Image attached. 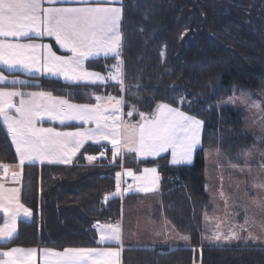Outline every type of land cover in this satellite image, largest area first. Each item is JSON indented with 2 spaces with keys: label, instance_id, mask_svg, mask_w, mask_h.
I'll list each match as a JSON object with an SVG mask.
<instances>
[{
  "label": "trees",
  "instance_id": "obj_1",
  "mask_svg": "<svg viewBox=\"0 0 264 264\" xmlns=\"http://www.w3.org/2000/svg\"><path fill=\"white\" fill-rule=\"evenodd\" d=\"M122 6L125 83L137 95L121 92L117 83L106 87L42 78L37 87L74 102H94L93 90L112 88L145 113L160 101L180 107L204 121L194 163L173 165L169 155L141 160L133 153L113 162L100 156L103 144L94 143H88L70 164L26 163L22 195L34 217L21 220L16 238L0 245L58 249L98 245L97 223L120 219L123 211L122 199L109 197L116 190V173L124 166L153 165L161 174L154 215L160 222L164 218L180 239L189 236L190 246L184 240L179 246H170L169 241L128 245L123 264H264V247L202 243L211 209L207 150L218 149L225 159L242 165L249 161L247 152L258 147L251 162L264 164V136L258 138L247 128L243 109L221 104L244 90L264 96V0H123ZM114 62L108 57L89 65L109 72ZM181 95L184 103L179 102ZM88 156L97 159L90 163ZM17 161L11 137L0 122V162Z\"/></svg>",
  "mask_w": 264,
  "mask_h": 264
},
{
  "label": "snow or ice",
  "instance_id": "obj_2",
  "mask_svg": "<svg viewBox=\"0 0 264 264\" xmlns=\"http://www.w3.org/2000/svg\"><path fill=\"white\" fill-rule=\"evenodd\" d=\"M116 5H122V0H0V122L11 137L21 168L26 163L36 162L70 164L88 141H109L113 162L125 152L146 159L170 151L171 164L192 163L193 153L202 143L204 121L171 103L155 102L153 97L156 107L145 113L122 96L94 95L96 103L77 104L64 97H55L51 92H24L6 86L31 83L16 73L28 76L51 74L73 83L93 85L113 80L121 92L137 95L125 83L121 59L123 8ZM44 37H54L60 48L70 54L57 55L51 45L37 42ZM100 56L116 60L109 66L107 76L89 71L85 66L86 61ZM5 70L13 74L11 79L4 74ZM135 87L139 88V85ZM17 97L18 101L14 99ZM179 102H185L182 95ZM126 104L130 110L125 113ZM134 114L141 118L135 124L123 119L125 115L132 117ZM45 118L59 121L61 125L79 121L82 125L94 124L95 127H80L75 131L38 127ZM87 159L91 163L97 157L88 156ZM0 168L7 174L9 165L0 164ZM124 174L132 177L134 184L122 189V173L117 172L116 190L110 196L153 191L160 179L156 167H145L139 175L128 168ZM11 175L13 181H20V173ZM253 187L264 188V183H254ZM20 194L19 187L6 188L0 183V212L4 214L0 243H10L16 238L18 218L32 215V210L20 202ZM96 227L100 232L98 244L116 243L123 247L119 223L100 225L98 222ZM243 232H247V236H243ZM182 239L190 246L189 236ZM241 240L246 247H264V240L244 225L238 229L230 228L227 235L216 230L202 237V243L207 241L210 247ZM38 252L43 264H116L113 258L120 255L119 250L113 248H64L59 251L12 247L0 250V264H36Z\"/></svg>",
  "mask_w": 264,
  "mask_h": 264
},
{
  "label": "rangeland",
  "instance_id": "obj_3",
  "mask_svg": "<svg viewBox=\"0 0 264 264\" xmlns=\"http://www.w3.org/2000/svg\"><path fill=\"white\" fill-rule=\"evenodd\" d=\"M229 98H232V100L230 101ZM14 99L19 100L18 97ZM221 104H230L243 109L246 114L247 128L258 138L264 136V96L255 97L250 91L244 90L232 94L224 99ZM89 127L92 126L88 125L86 128ZM258 151V147L249 150L247 152L249 161L240 165L225 159L218 149L209 148L207 150L206 189L210 195L211 209L206 214L204 235H210L212 231L216 230H219L222 235H227L230 228L238 229L244 225L253 235L259 236L264 240V188L253 187L254 183H264V167L261 166L262 163L254 165L251 162ZM17 163V168L11 169L6 176L1 175L0 172V183H3L6 188L19 187L21 189L20 202L25 207L30 208L23 201L22 177L19 182L12 179L11 174L13 172L21 174L22 168L19 165V157ZM258 177L259 179H257ZM225 199H227V205L225 204ZM146 211L148 209L141 213L144 214L143 217L141 216L142 219L140 218L141 214L137 215V224H135V219H129V225L126 224L127 227L124 228L126 237L135 239L134 241L170 242L176 236H179L176 230L172 231L171 228H166L163 220L161 222L155 220L152 218V213L147 214ZM32 215L18 218L17 232L19 231L20 219L31 218L33 217ZM0 216H2L0 220V226H2L4 223L3 212H0ZM217 225H219V229H217ZM242 235L247 236V232H243ZM204 242L205 244L207 243V241ZM234 243L244 244L242 240L233 241L231 244Z\"/></svg>",
  "mask_w": 264,
  "mask_h": 264
},
{
  "label": "crops",
  "instance_id": "obj_4",
  "mask_svg": "<svg viewBox=\"0 0 264 264\" xmlns=\"http://www.w3.org/2000/svg\"><path fill=\"white\" fill-rule=\"evenodd\" d=\"M116 6H120V7L123 8L122 5H116ZM122 18H123V13H122ZM37 42L38 43H44V44L51 45L52 51L56 52L57 55L70 54V53H66V51L64 49L60 48L59 44L56 43L54 37H44L42 40H38ZM103 58H105V57L100 56V57H96V58H91V59H89L88 61L85 62V66L87 67V69L89 71L99 72V73H101V75L107 76L108 75V72L102 71L101 69H98V68L91 67L89 65V61L100 60V59H103ZM4 74L6 76H9V79H11L12 78V75H13V74L8 73L6 70H5ZM15 75H18L21 79H27V80L31 81V83L29 85H27V86H22V85H15V86H13V85H10L9 84V85H6L7 87H16V88H18V89H20V90H22L24 92H29V91H46V92H51L53 94V96H55V97H64L66 99H69L64 94L56 93V92H54L52 90H48V89H43V88L37 87V85L40 84L42 78L58 79L60 81L66 82V83H73L71 81L65 80L62 76H53L51 74H46V75H42V76L41 75L28 76V75H26L24 73H16ZM107 83L106 84H99L98 83V84H95V85H99V86L100 85H105L107 87ZM73 84H75V83H73ZM77 84H87V83H77ZM88 85L95 86L93 84H88ZM94 95H100L102 97H106V96H108L110 94H108L107 91L95 92L93 90L92 91V97H93V99H94ZM112 96L121 97V96H118V95H115V94H113ZM70 101L72 103H77V104L96 103L95 99H94V102H74L72 100H70ZM102 102H105V101H102ZM123 111L126 113L129 110H126L125 109V106H124ZM182 111H184V110H182ZM190 115H192V114H190ZM123 119L126 121L127 116L125 115L123 117ZM140 119L141 118H140L139 115L134 116V118H133L134 123H132V124H135L137 121H140ZM69 125H74V126H69ZM88 125H91L92 127L95 126L94 124L82 125V123L79 122V121H71V122H67L66 125H61L59 123V121H50L47 118H45V120L42 123L38 124L37 126L38 127H44V128L51 127V128H55L57 131H75L77 128H80V127L86 128ZM203 129H204V126L202 127V130H201V141H202V136H203ZM88 143H94V142L88 141V142L85 143L84 147ZM94 144H103L105 146H108L109 149H108V152L106 153V155L112 158V145H111V143L109 141H101L100 143H94ZM201 145H202V143H201ZM201 145L198 146L197 149L194 151V153H193V161H192L191 164L194 163L196 151L201 147ZM14 148H15V146H14ZM83 148H81L80 151ZM126 153L127 152H125L122 157H117V158H123ZM77 154L72 158V161L77 156ZM133 154H135V153H133ZM164 155H169L170 160H171V152L170 151L169 152H166V153H162L159 157L164 156ZM159 157H148L146 159H144V158H138V157L137 158L138 159H141V160H150V159H156V158H159ZM36 163H39V162H36ZM45 163H47V162H45ZM0 164H7V165H9L8 172H10L11 169L17 168L16 166H18V163L11 164V163L0 162ZM39 164H41V163H39ZM191 164H180V165H191ZM145 167L151 168V167H156V166H153V165H143V166H141L139 168L126 167V166L122 167V169L119 171L120 173H122V177H121V179H122L121 188L122 189L123 188H126L128 184H134V181H133L132 177L127 176V175L124 174V170L125 169L131 168L135 174L139 175L143 171V169ZM156 168H157V172H158V175H159L160 179H159L158 185L156 186L155 190L149 191V192L131 191V192H128V193H124L122 196H119L122 199V201H123V211H122V214L120 216V219H117L116 221L120 224V227H121V241H122L123 247H121L120 244H116V243H106V244H98L96 246H90V247H67V248H113V249H118L120 255H119L118 258H113V259H115L116 264H123V251H124V248L126 246H128V245L151 246V245L164 244L165 242H161V241H156V242L155 241H152V242H150V241H144L143 242V241H140V240L134 241L135 239L133 240V239H131L129 237H126L125 230H124V228L127 227L126 224L129 225V222H130L129 219L130 218L135 219V224H137L136 223L137 218H138L137 215L138 214H141L142 212H144V210H147V209H148V211H146V213L149 214L151 212L152 213V218H154L155 220H157L156 219V216L154 215V212L156 210V208H155V204L156 203L155 202L159 200V190L161 188V174H160V171H159L158 167H156ZM0 172H1V175L6 176V174L4 173V170L2 168H0ZM22 172H23V167L21 169V177H22ZM22 190H23V186H22ZM113 192H115V191H113ZM109 197H111V196L109 195ZM150 202H152V203H150ZM32 214H33L32 216L34 217V213H32ZM141 216L143 217L144 214H141L140 215V218H141ZM33 217H31V218H21L20 221L21 220H32ZM161 220H163V222H165L166 228H172L165 221L164 218H161ZM104 223H100V225H104ZM106 224H111V223L110 222H107ZM97 230H98V228H97ZM99 236H100V232L98 230V240H99ZM182 242H183V239H180L178 236H176V238H174L172 241H170L168 243V245H170V246H179L180 243H182ZM12 247H21V248H25V249H27V248H37L38 250L39 249H44V248H50V249L59 250V251H62L64 249V248L63 249H58V248H53V247H36V246H22V245H12V246H1L0 245V250H7L8 248H12ZM36 264H43V259L40 256L39 252L37 253Z\"/></svg>",
  "mask_w": 264,
  "mask_h": 264
},
{
  "label": "built area",
  "instance_id": "obj_5",
  "mask_svg": "<svg viewBox=\"0 0 264 264\" xmlns=\"http://www.w3.org/2000/svg\"><path fill=\"white\" fill-rule=\"evenodd\" d=\"M121 59L123 60V69H124V58L121 56ZM115 63H116V60H115V62H114L113 64H115ZM113 83H116V81L109 80L107 84H113ZM107 92H108V94H110V95H113V94H114L112 88L107 89ZM134 116H135V114H134L132 117H128V116H127L126 121L129 122V123H134V120H133ZM108 149H109L108 146H105V145L102 146V148H101V152H100V154H101V153H104V155H103L102 157H106V156H107L106 153L108 152ZM100 156H101V155H100ZM110 223H111V224H116L117 222H116V220H112Z\"/></svg>",
  "mask_w": 264,
  "mask_h": 264
}]
</instances>
